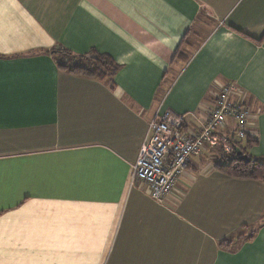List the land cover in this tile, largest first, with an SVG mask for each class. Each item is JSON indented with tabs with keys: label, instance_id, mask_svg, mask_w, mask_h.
Instances as JSON below:
<instances>
[{
	"label": "crops",
	"instance_id": "1",
	"mask_svg": "<svg viewBox=\"0 0 264 264\" xmlns=\"http://www.w3.org/2000/svg\"><path fill=\"white\" fill-rule=\"evenodd\" d=\"M62 49L120 68L75 74ZM229 81L264 161V0H0V264H264V181L218 151L163 203L131 182L156 112L192 128Z\"/></svg>",
	"mask_w": 264,
	"mask_h": 264
},
{
	"label": "built area",
	"instance_id": "2",
	"mask_svg": "<svg viewBox=\"0 0 264 264\" xmlns=\"http://www.w3.org/2000/svg\"><path fill=\"white\" fill-rule=\"evenodd\" d=\"M256 132L252 106L238 84L229 81L220 86L206 119H199L192 128L186 114L156 112L132 167L131 182L145 181L151 198L163 203L195 155L216 150L222 158L238 156L240 142L256 138Z\"/></svg>",
	"mask_w": 264,
	"mask_h": 264
},
{
	"label": "trees",
	"instance_id": "3",
	"mask_svg": "<svg viewBox=\"0 0 264 264\" xmlns=\"http://www.w3.org/2000/svg\"><path fill=\"white\" fill-rule=\"evenodd\" d=\"M55 52L58 53V57H56L58 66L75 74L105 80L112 79L120 68V65L112 57L98 52L80 56H74L70 51L64 49ZM188 57L187 48H179L173 61H186ZM168 75H172L171 72ZM175 75H172V78ZM245 141L250 146L257 141V138L249 137ZM239 147L242 149L243 154H247L244 146L239 144ZM249 157V160H241L237 155H229L226 157L225 162L216 163V167L231 176L264 181V161Z\"/></svg>",
	"mask_w": 264,
	"mask_h": 264
},
{
	"label": "rangeland",
	"instance_id": "4",
	"mask_svg": "<svg viewBox=\"0 0 264 264\" xmlns=\"http://www.w3.org/2000/svg\"><path fill=\"white\" fill-rule=\"evenodd\" d=\"M200 29L203 31L202 26L200 27ZM240 144H241L242 146H244V148H245L246 151H247V154L249 155V154H250V153H249L250 149H248V148H249V145H247V142H246V141H243V142H240ZM225 159H226V157H225Z\"/></svg>",
	"mask_w": 264,
	"mask_h": 264
},
{
	"label": "water",
	"instance_id": "5",
	"mask_svg": "<svg viewBox=\"0 0 264 264\" xmlns=\"http://www.w3.org/2000/svg\"><path fill=\"white\" fill-rule=\"evenodd\" d=\"M238 158L241 159V160H249L250 157L247 155V154H240L238 155Z\"/></svg>",
	"mask_w": 264,
	"mask_h": 264
}]
</instances>
